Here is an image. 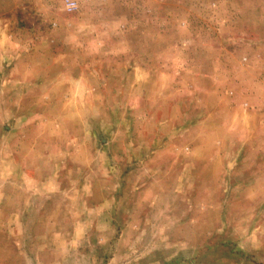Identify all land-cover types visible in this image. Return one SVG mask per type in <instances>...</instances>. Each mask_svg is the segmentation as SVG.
<instances>
[{
    "label": "rangeland",
    "instance_id": "rangeland-1",
    "mask_svg": "<svg viewBox=\"0 0 264 264\" xmlns=\"http://www.w3.org/2000/svg\"><path fill=\"white\" fill-rule=\"evenodd\" d=\"M0 0V264H264V0Z\"/></svg>",
    "mask_w": 264,
    "mask_h": 264
},
{
    "label": "built area",
    "instance_id": "built-area-1",
    "mask_svg": "<svg viewBox=\"0 0 264 264\" xmlns=\"http://www.w3.org/2000/svg\"><path fill=\"white\" fill-rule=\"evenodd\" d=\"M68 10L72 11L77 8V3L74 0H66Z\"/></svg>",
    "mask_w": 264,
    "mask_h": 264
}]
</instances>
